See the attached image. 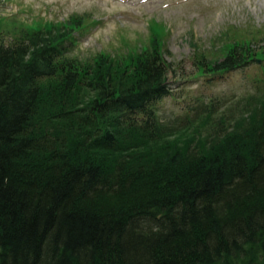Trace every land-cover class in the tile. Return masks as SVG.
Masks as SVG:
<instances>
[{
    "label": "trees",
    "instance_id": "16d2710c",
    "mask_svg": "<svg viewBox=\"0 0 264 264\" xmlns=\"http://www.w3.org/2000/svg\"><path fill=\"white\" fill-rule=\"evenodd\" d=\"M52 28L0 31V264H264V102L216 144L158 146L164 51L82 61Z\"/></svg>",
    "mask_w": 264,
    "mask_h": 264
},
{
    "label": "rangeland",
    "instance_id": "374dc122",
    "mask_svg": "<svg viewBox=\"0 0 264 264\" xmlns=\"http://www.w3.org/2000/svg\"><path fill=\"white\" fill-rule=\"evenodd\" d=\"M55 27L72 32L70 55L82 61L113 55L127 68L130 55L155 44L164 51L171 92L157 103L158 146L190 143L192 153L216 144L251 125L264 102L260 53L228 73L200 64L202 54L218 61L238 41L256 47L264 39V0H0V31L11 38Z\"/></svg>",
    "mask_w": 264,
    "mask_h": 264
}]
</instances>
